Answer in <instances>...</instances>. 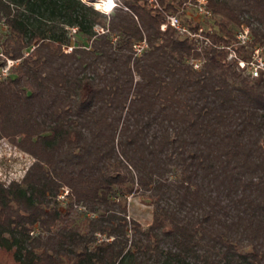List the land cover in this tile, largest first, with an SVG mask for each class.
Wrapping results in <instances>:
<instances>
[{
  "label": "trees",
  "instance_id": "16d2710c",
  "mask_svg": "<svg viewBox=\"0 0 264 264\" xmlns=\"http://www.w3.org/2000/svg\"><path fill=\"white\" fill-rule=\"evenodd\" d=\"M116 1L109 15L82 0H0V60L14 61L0 140L34 159L0 184L7 262L264 264V76L221 48L246 25L264 58L252 24L264 25V0H208L215 29L183 11L210 44L166 24L184 0ZM136 193L153 208L146 228L126 216ZM79 206L90 215L66 224Z\"/></svg>",
  "mask_w": 264,
  "mask_h": 264
},
{
  "label": "rangeland",
  "instance_id": "374dc122",
  "mask_svg": "<svg viewBox=\"0 0 264 264\" xmlns=\"http://www.w3.org/2000/svg\"><path fill=\"white\" fill-rule=\"evenodd\" d=\"M120 1L122 2L123 0ZM84 3L92 6L94 9H97L95 3H90L85 1ZM98 9H101L102 11L106 10L103 3L100 4V8ZM188 11L190 12L188 17L194 14L192 7H190ZM107 13L110 15L112 11L111 12L108 11ZM242 18H245V16H243ZM182 19L184 21H187V19L185 18ZM219 21L222 22L223 19L216 16L213 20H210L209 22L205 21V23H202V26L205 29H215L217 28L216 25ZM189 23L190 25H194L192 22ZM252 24L256 30L262 31V29H264V25L259 24L254 20H252ZM96 29H98V27H96ZM7 33L8 32L6 31V25L0 21V51H1V44L5 39ZM68 37H69L70 45L73 46L77 44L88 45L85 36H83L81 33H74V34L69 33ZM236 48H238L237 45ZM29 50L27 49L26 51ZM241 50L242 51L244 50V52L240 51L243 54L245 53L251 54L250 48H242ZM236 55L239 56L238 53H236ZM8 68H9L8 60L7 61L0 60V81L5 79V77L10 74V71L8 72ZM5 69H7V71H5ZM14 146L7 139L0 140V184L4 186H7L10 182L13 181L17 183L21 182L28 167L34 161V159H32L29 155L23 153L22 151L17 149L16 146L15 147ZM59 204L63 206L64 199H59ZM126 205H127L126 216L128 220L136 221L137 223L140 224L142 228H146L151 224L153 220V208L151 203L145 196H142L139 193L131 194L126 198ZM87 214H88L87 211L83 207L80 206L74 207L70 212V214L65 218L64 222L66 224L79 225L84 221V218L87 216ZM45 235L46 234L44 233L43 237ZM7 259H9V255L0 249V264H9V260L7 262Z\"/></svg>",
  "mask_w": 264,
  "mask_h": 264
},
{
  "label": "built area",
  "instance_id": "2783aa9c",
  "mask_svg": "<svg viewBox=\"0 0 264 264\" xmlns=\"http://www.w3.org/2000/svg\"><path fill=\"white\" fill-rule=\"evenodd\" d=\"M148 2L149 5L152 6L153 8H158L157 0H148ZM114 3L116 6L118 5L117 4L118 2L116 0H114ZM207 3L208 0H184L180 10L176 12L178 15L175 13L166 15V24H169L180 35H186L190 39H199L202 41L203 44H210L207 38H203L201 36L202 28H199L197 32H192L189 29L188 25L184 24L181 20V13L183 11L189 12L188 9H190V7L193 8L194 17L202 21L209 20L212 16V12L207 7ZM108 11L105 10L104 12H108ZM166 24L161 25L162 30L165 29ZM74 31L75 29H72V32ZM251 43H252V35L250 32V28L246 25H242L235 34V41L227 46H221V48L227 51V60H236L238 66L241 69H246V72L250 75V77L256 78L260 75L264 76V58H262L260 54L262 49L261 47H254V49H252L251 57L247 62L239 58V56L236 55V52L234 50L236 45L238 47L243 46V48H249ZM133 47H134L135 55H141V53L146 49L147 44L145 40H143L135 44ZM13 64L14 61L8 60V67L12 66ZM192 64L195 69H198L201 65V62L199 60H195L192 62ZM5 71H7V69H5Z\"/></svg>",
  "mask_w": 264,
  "mask_h": 264
},
{
  "label": "clouds",
  "instance_id": "9594fccd",
  "mask_svg": "<svg viewBox=\"0 0 264 264\" xmlns=\"http://www.w3.org/2000/svg\"><path fill=\"white\" fill-rule=\"evenodd\" d=\"M116 5L114 3V0H106L104 7L107 9H112L114 8ZM97 8H100V5H97Z\"/></svg>",
  "mask_w": 264,
  "mask_h": 264
},
{
  "label": "bare ground",
  "instance_id": "6f19581e",
  "mask_svg": "<svg viewBox=\"0 0 264 264\" xmlns=\"http://www.w3.org/2000/svg\"><path fill=\"white\" fill-rule=\"evenodd\" d=\"M85 2L95 3V5H100L101 3L105 4L106 0H83ZM106 10H110L105 8Z\"/></svg>",
  "mask_w": 264,
  "mask_h": 264
}]
</instances>
